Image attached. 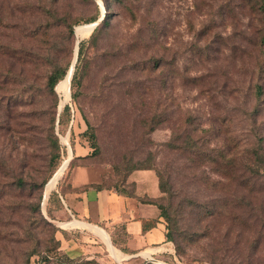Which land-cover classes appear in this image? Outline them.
I'll list each match as a JSON object with an SVG mask.
<instances>
[{
  "label": "rangeland",
  "instance_id": "obj_1",
  "mask_svg": "<svg viewBox=\"0 0 264 264\" xmlns=\"http://www.w3.org/2000/svg\"><path fill=\"white\" fill-rule=\"evenodd\" d=\"M261 5L262 0H124L123 4H109L108 8L113 12L111 26L104 35L105 40L99 43L98 51L105 52L106 55L100 54L101 57L110 55V60L105 63L99 59V63L93 66L76 100L72 99L71 85L66 100L57 90V85L66 74L54 87L55 97H51L42 93L45 68L26 64L19 81L34 84V93L40 97L34 104L19 106V102L12 113L9 132L0 131V164L7 170V173L0 171V262L12 264L23 260L31 245L26 233L31 220L29 207L40 198L41 215L60 229L54 234L56 239L61 238L60 233L64 235L59 239L60 253L72 258H95L80 254L77 250L79 246L93 243L102 245L104 253L113 259L112 254L116 253L94 230L79 232L76 227L83 229V225L63 226L62 223L72 218L67 213L64 218L59 216L57 212L61 209L53 210L51 215L47 210L52 194L63 204L60 191L62 186L64 191L68 189L67 175L75 168L69 170L73 157L91 152L87 135H82L87 127L86 120L96 128L99 151L96 156L75 159L74 163L88 171L82 173V178L86 177L83 179L91 183L102 182L105 187L111 186L117 176L127 174V160L130 164L144 162L146 166L155 165L164 171V178L172 190V195L167 194L163 199L164 203L172 202L174 208L184 202L191 204L190 201H196L203 207L213 206L220 191H212L193 178L186 155L177 148H170L168 143L173 131H190L192 126L198 130H214L218 135L214 144H227L228 147L232 146V142L233 145L252 144L255 133L264 136V110L258 115L252 114L255 100L249 90L253 85L249 84L250 80L264 86V73H258L255 69L257 61L264 58V45L257 43L258 35L264 32ZM43 6L51 9L54 25L63 19L70 21L76 17L95 16L96 20L102 12L104 17L107 13L105 0H0V47L8 45L17 50L37 49V43L29 34L34 26L45 22ZM91 22L73 25V37L63 45L69 66L77 40L80 39L79 43L85 42L94 31L76 35L75 27L89 26ZM60 31L62 26L57 25L53 27L52 35ZM115 46H119V49H115ZM198 51L199 56L196 55ZM129 58L146 62L147 65L154 59H161L173 65L177 71L173 74L165 71L163 81L158 71L135 75L126 67ZM158 62L162 63L160 60ZM198 75H201L200 79H192ZM103 76L104 80H108L106 87H114L113 92L100 94L99 85ZM128 77H137L143 91L146 89L143 103L136 95L127 99L122 94L125 87L113 85L125 83ZM66 106L68 111H65ZM164 106H168V119L150 131L149 128L159 117L164 118ZM52 117L59 155L54 167L46 141ZM70 149L72 158L69 160ZM66 158L68 164L44 199L47 183ZM146 172H150L156 182L151 171H140L141 174ZM193 172L198 175L201 168L193 169ZM17 177H22L25 182L22 188L10 183ZM146 179L149 180L142 177L140 182L144 185ZM2 182L9 183L5 187ZM29 182L34 183V189H27ZM7 187L10 188L8 191L5 190ZM232 193L240 194L239 191ZM62 209H65L64 204ZM191 227L196 230L190 220H182V228L188 231ZM230 228L231 237L220 236L216 239L224 243L211 242V250L219 249L214 261L198 253L197 247H192L194 252L178 255L174 244L169 241V252L162 256L154 255L160 261H146L141 255L134 258L123 256L127 258L124 262L247 264V255L256 232H260V243L257 251L251 255L250 264H264V222L247 220L244 225L229 226V231ZM102 229L105 235L110 236L107 229ZM226 229L227 224H224L220 233L223 234ZM34 231L39 239L46 236V227L41 232ZM108 241L113 249H119L112 238V242L109 238ZM209 242L206 239L200 244L207 245ZM226 244L231 248L228 251L223 248Z\"/></svg>",
  "mask_w": 264,
  "mask_h": 264
},
{
  "label": "trees",
  "instance_id": "obj_2",
  "mask_svg": "<svg viewBox=\"0 0 264 264\" xmlns=\"http://www.w3.org/2000/svg\"><path fill=\"white\" fill-rule=\"evenodd\" d=\"M105 3L107 5V13L101 24L94 29L88 40L85 42L81 41V44L79 43L76 69L71 82L73 100L79 97L80 89L85 86L89 72L94 65L99 63V59L105 63L110 60V55L100 56V54H106L105 52H99L98 47L99 43L103 39L105 40L104 35L108 33L111 26L113 12L108 8V5L112 3L123 4L124 0H105ZM260 7L262 13H264V0H262V5ZM42 12L46 18L45 22L38 23L32 28L29 34L30 38L37 43V49L31 47L30 49L23 48L17 50L8 45L0 47V131L5 130L6 133H8L11 128L10 121L12 119V113L17 109L19 102H21L19 106L34 104L35 100H38L40 97L34 93V84H25L19 81L26 64L45 68L41 85L42 93L44 95L45 92L48 96L55 97L54 87L64 77L69 67V60L66 59L67 52L63 45L65 41L73 37V25L91 22L96 18L95 16L89 18L76 17L70 21L68 19H63L60 23L54 25L52 21L54 15H52L51 9L43 6ZM57 25L62 26V31L53 36L52 29L55 26L57 27ZM257 43L259 45H264V32L258 35ZM115 47V49H119V46ZM199 53L200 51L196 52V55L199 56ZM128 60L126 67L132 74L137 75L140 73H148L149 71H158L161 81L165 79V71L169 74H173V72L177 71L173 65L161 59H154L151 61L150 65H147L146 62L131 58ZM159 60L162 61V63L158 62ZM255 69L258 73H264V58L257 61ZM104 77L105 76L102 77L103 79L99 85V87H101L100 94L104 91L113 92L114 87H106L108 80H104ZM199 77H201V75L195 76L192 79L195 80ZM249 84H253L252 89H249L250 85L248 89L253 94L255 100L252 114L258 115L261 110H264V86H262L260 82H251V80ZM113 85L116 87H125V89L122 90V94H124L127 99H131L133 95H136L140 102L143 103L146 89L143 91L142 85L138 82L137 77H128L125 79V83L122 82ZM20 86H22V88ZM97 93L92 94L97 95ZM65 111H68L67 106L65 107ZM167 111L168 106H164L162 110L164 118L162 116L159 117L156 123L149 128L150 131L153 130L156 125L168 119ZM153 117L156 119V116ZM154 118L151 119L152 123ZM53 120V117L50 118V128L46 132V141L50 149L52 167L57 164L59 157L58 138L52 128ZM192 125L191 122V126ZM86 126V130L82 135H87L91 152L83 156H74L69 163V170L78 166L74 163L75 159L87 158L98 154L99 144L96 128L88 120H86ZM217 137L218 135L210 128H200L198 130V128L192 126L190 131L185 129H181L179 132L173 131L171 140L168 143L170 148H177L179 151L181 150L180 153L186 155L185 157L190 163L189 165L193 178L203 182L206 187L210 188L212 191H220V195L216 198L213 206L203 207L196 201H190L191 204L184 202L174 208L172 202H169V204L164 203L163 199L165 196L167 194L172 195L171 187L164 178V171L155 165L146 166L143 164L144 162L130 164L128 160L126 162L127 164H125V167L128 169L127 174H123L122 177L117 176L111 186L105 187L102 185V182H89L81 185L79 188H72L69 184L68 189L65 191L62 186L60 193L64 196L68 191L86 190L92 187L96 190H113L120 195L135 197L137 201L143 204L154 206L157 212L156 216L142 221L143 230L152 227L157 219L162 217L165 222L166 240L174 244L178 255L191 251L194 252L192 247H197L198 253H202L203 257L210 258L211 261H214L217 259L219 249L214 248L211 250V242L222 244L224 241L216 240L218 237H231L232 230L230 228L229 231V226L244 225L247 220L264 222V136L255 133V141L252 144L244 146L236 143L233 145L232 142L231 147L226 146L227 144L223 146L214 144ZM198 168H201V172L196 175L193 169ZM144 170L151 171L156 179L157 193L155 195L149 193V191H151L149 182L144 183L143 189H137L136 179L140 178V171ZM0 171L7 173L3 164H0ZM69 174L67 175L68 177ZM48 175H50V173ZM47 178L48 176L44 179V184ZM2 183H4L6 187L9 182ZM10 183H12L11 185L14 187L22 188L25 182L22 177H17ZM27 185V189H34V183L29 182ZM9 189V187L5 188L6 191ZM235 191H239L240 194L236 195L232 193ZM224 192H227V194H223ZM1 198L2 195L0 193V199ZM40 199L29 207L31 210V220L28 230L26 228V233L30 238L28 239L31 245L27 248L23 260L20 262H13L12 264H100L95 258H72L60 253L59 239H56L54 235L55 232L60 231V229L48 223L43 218L40 213ZM49 199L50 203L47 208L48 214L51 215L53 210L63 208V204L55 195L52 194ZM237 209H241V211ZM187 219L196 227V230H193L192 227L189 228L188 231L182 228V220L187 221ZM224 224H227V229L221 234V228ZM45 227L46 236H44L43 239H39L34 230L41 232ZM260 237V232H256V237L247 255L249 259L247 264H250L251 255L257 251ZM112 239L114 244L123 252H133L125 246V235L122 237L121 232H118V235H113ZM206 239L210 241L209 244L201 245V241ZM224 246L223 248L226 251L231 249L228 244ZM0 264L5 263L0 262ZM127 264L130 263L127 262Z\"/></svg>",
  "mask_w": 264,
  "mask_h": 264
},
{
  "label": "crops",
  "instance_id": "obj_3",
  "mask_svg": "<svg viewBox=\"0 0 264 264\" xmlns=\"http://www.w3.org/2000/svg\"><path fill=\"white\" fill-rule=\"evenodd\" d=\"M82 173H88L87 169L82 166H75L70 171L68 181L72 188H79L81 185L90 182L83 179L86 177L82 178ZM142 177L149 178V180H145V183L149 182L151 185L149 193L155 195L157 193L156 182L154 178H151L150 172L140 173V178L136 179L137 189H143V184L140 182ZM62 198L65 209L57 212L59 216H63L62 218L67 213L71 218L99 225L108 230L110 236L105 233L110 242L112 236L118 235V232H121L122 237L125 235V246L133 252L123 253L118 249L123 256L134 258L136 257L135 254L142 253L154 258V255L162 256L169 252L167 249L169 241L166 240L165 222L162 217H159L152 227L143 230L142 221L157 214L154 206L143 204L137 201L135 197L120 195L113 190H96L92 187L86 190L68 191ZM82 227L83 229L76 228L79 232L88 231L86 227ZM87 234L90 233L87 232ZM60 235L61 238L64 236L62 233ZM61 238L59 237V239ZM92 244L79 246L77 248L78 253L91 255L102 264H115L116 260L123 258V256L118 257L117 254H112L113 262L108 254L104 253L102 245Z\"/></svg>",
  "mask_w": 264,
  "mask_h": 264
},
{
  "label": "bare ground",
  "instance_id": "obj_4",
  "mask_svg": "<svg viewBox=\"0 0 264 264\" xmlns=\"http://www.w3.org/2000/svg\"><path fill=\"white\" fill-rule=\"evenodd\" d=\"M90 25L89 26H77L75 27V32L76 35H82L85 32H90ZM80 41V39H79ZM79 45V43H78ZM69 73L65 76V78L57 85V90L59 91V93L61 94L62 98L64 100H66L68 98L69 95ZM68 162V158L64 159L63 162L61 163V165L59 166V168L57 169V171L54 173V175L52 176V178L49 180V182L47 183L46 187H45V193H44V197L45 199L47 198L49 192L51 191V189L54 187L57 179L59 178L60 174L63 172V170L65 169L66 165ZM83 225L77 221H72V222H67V223H62L63 226H69V225ZM60 225V224H59ZM95 232L104 240V242L106 243L107 247H109L112 251L114 250V252L117 254L118 257L123 256V254L117 250V249H113V245L109 243L108 238L106 237V235L104 234V232L100 229H96ZM143 257L145 258H149L152 260H157L160 261L158 259H155L151 256H145L144 254H141ZM163 262V261H162Z\"/></svg>",
  "mask_w": 264,
  "mask_h": 264
},
{
  "label": "water",
  "instance_id": "obj_5",
  "mask_svg": "<svg viewBox=\"0 0 264 264\" xmlns=\"http://www.w3.org/2000/svg\"><path fill=\"white\" fill-rule=\"evenodd\" d=\"M103 18H104V12H102V14H101V16L98 18V19H96L95 21H93V22H91V23H89V24H91L90 25V32L91 31H93L101 22H102V20H103ZM78 43H79V40H77V43H76V47H75V52H74V57H73V60H72V62H71V64H70V66H69V68H68V70H67V72H66V75L69 73V81H68V84H69V91H70V85H71V80H72V77H73V74H74V72H75V66H76V63H77V59H78V51H79V46H78ZM65 75V76H66ZM65 78V77H64ZM63 78V79H64ZM72 158V150L70 149V158H69V160ZM69 160H68V162H69ZM68 162H67V164H68ZM54 175V174H53ZM45 193V192H44ZM44 199H45V197H44ZM72 221H77V222H79V223H81V224H83V226L84 227H86L87 229H91V230H96V229H100V230H104V229H102V228H100L99 227V225H95V224H91V223H89V222H85V221H81V220H77V219H74V218H72V220H70L69 222H72ZM59 226V225H58ZM60 228H62L61 226H59ZM112 242V241H111ZM114 254V253H113ZM136 256H141V253H138V254H135ZM133 256V255H132ZM128 257H131V256H128ZM127 258H122V260H126ZM149 260H151V259H149V258H146V261H149Z\"/></svg>",
  "mask_w": 264,
  "mask_h": 264
},
{
  "label": "built area",
  "instance_id": "obj_6",
  "mask_svg": "<svg viewBox=\"0 0 264 264\" xmlns=\"http://www.w3.org/2000/svg\"><path fill=\"white\" fill-rule=\"evenodd\" d=\"M125 260H117L115 264H127L126 262H124Z\"/></svg>",
  "mask_w": 264,
  "mask_h": 264
}]
</instances>
